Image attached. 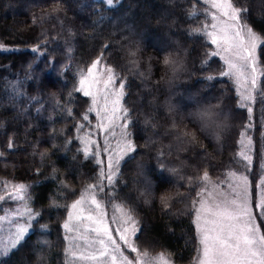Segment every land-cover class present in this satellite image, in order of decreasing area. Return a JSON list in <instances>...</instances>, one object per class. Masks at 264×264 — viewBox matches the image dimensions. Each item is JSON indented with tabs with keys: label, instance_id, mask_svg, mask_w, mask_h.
<instances>
[{
	"label": "trees",
	"instance_id": "obj_1",
	"mask_svg": "<svg viewBox=\"0 0 264 264\" xmlns=\"http://www.w3.org/2000/svg\"><path fill=\"white\" fill-rule=\"evenodd\" d=\"M163 1L114 0L109 7L102 0H0V48H6L0 50V181L27 186L28 207L38 213L0 264H65L69 208L99 174L78 138L94 117L74 90L81 70L97 58L114 70L117 85L124 81L135 147L110 188L112 199L136 220L141 251L194 264L199 242L191 206L203 187L199 177L207 172L217 181L239 168L238 141L247 126L258 154L264 143V45L250 123L234 82L220 75L226 68L211 55L208 37L192 34L210 26L204 4ZM233 3L248 9L247 24L264 40V0ZM205 108L217 114L218 128L202 126L197 113Z\"/></svg>",
	"mask_w": 264,
	"mask_h": 264
},
{
	"label": "snow or ice",
	"instance_id": "obj_2",
	"mask_svg": "<svg viewBox=\"0 0 264 264\" xmlns=\"http://www.w3.org/2000/svg\"><path fill=\"white\" fill-rule=\"evenodd\" d=\"M205 3H210L211 7L216 9L219 13L217 16L212 14L213 21L221 20V25L212 23L210 25L212 31H208V25H204L202 28L192 30L193 35L203 34L210 38L212 44L217 46V49L226 53L221 58L227 66V70L220 73L221 76H227L236 80L244 91L241 92L238 89L240 95V107L245 106V101H251L254 97L251 94V90H255L257 87V57L256 52L258 47L264 45V40L257 35L254 30L247 24V8H240L234 5L233 0H204ZM109 7L113 6L114 0H106ZM196 15L193 11L190 16ZM107 47V46H105ZM35 51V49H34ZM220 51H214L212 56L220 55ZM165 63H170L169 60H165ZM101 64V58H97L86 69L81 70V79L79 80V87L74 89L75 91L82 92L84 96L92 97V106L88 109V112H95L97 117L101 116V111L106 115L101 118L97 127L107 132L116 126H119L122 130L127 128L128 112L121 106V100L124 95V81L121 80L118 90H111L115 81L118 79L116 73L111 67L105 66L103 73H99L98 66ZM251 72V80H248L247 73ZM103 75L105 78L99 79L98 76ZM212 79V77H209ZM251 84V90L246 85ZM102 84V88L97 89V93L102 94L104 100V107L97 111L96 105L98 103L97 95L89 90L94 85ZM85 85H88L86 88ZM245 92L248 94L245 95ZM71 95V94H70ZM114 96L115 99L111 101V113H108L109 96ZM69 116L72 115L70 109H66ZM249 113L252 109L248 108ZM117 113L121 115L117 116ZM198 118L202 122L204 128H218L211 108H205L197 113ZM115 119H122L124 124L115 125ZM82 119L89 120L87 113L83 114ZM107 120V124L104 123ZM85 127L84 124L78 125V129L82 130ZM115 135L114 131L112 132ZM127 132L122 131V137L125 138V142L117 145L115 155L109 153L106 169L102 167L99 171L97 181L95 183L87 185V187L81 192L80 199L76 200L71 208L74 210L69 213L68 221L63 225L66 232H80L82 222L84 220L90 221L95 227L84 226V232L94 233V237L91 240H87L86 236H78V239L87 240V247L91 251L81 252L78 256L73 252L72 245L66 249V253L71 255L73 259H80L85 261H97L99 264H132V261L124 255L121 243L127 248H130L132 252L137 253L134 258L137 264H169L168 259L159 254L155 257H150L147 251L140 252L137 247L131 243L129 234H135L137 229V222L134 217L124 211L122 212L121 228L116 229L119 237V241L113 237L112 230H110L107 222L105 221V213L103 212V205L97 198L99 192H103L105 181L108 186L115 184V177L119 171V165L121 159L124 156L135 150L134 145L130 140H127ZM243 135V133H242ZM91 134H86L81 137V142L85 145L83 151L85 157L89 155L98 156L99 146L97 145V151L91 152L90 145H95L96 141L90 138ZM195 139L193 135V140ZM251 141L249 140V144ZM243 144V141H241ZM8 147H13V142L9 141ZM107 151V147L105 148ZM4 153L0 152V157ZM44 155L43 153L41 154ZM240 157L251 163V157L244 151L239 153ZM98 164H103L101 160H97ZM234 176L235 173H232ZM202 181H208L209 177L207 172L203 176L199 177ZM243 185L245 187V193L243 199H233L231 202H225L223 204H215L214 206L206 201L201 200L199 202V208L196 210V225L199 231L201 256L198 257V264H264V234L260 233L258 226L253 224V214L250 210L249 198L247 196L246 186L247 178L243 177ZM264 183V181H262ZM0 185L7 191L8 185L6 182L0 181ZM240 196V193L236 194ZM11 199L25 201L30 199L27 193V186L13 185L12 191L7 192V195H0V200ZM162 202L167 204V198L162 197ZM94 205L96 215L92 214L93 209L89 208L88 214L84 215L85 205ZM195 206V205H194ZM261 210V215L264 217V199L256 205ZM25 211L29 216V219H34L30 208L25 207ZM73 220L80 221V224L73 225ZM201 220L203 221L201 223ZM27 231L25 227L18 226L14 237L9 243L0 247V255L7 256L13 249H16L19 242L23 239L24 233ZM68 239V237H65ZM98 245V247H96Z\"/></svg>",
	"mask_w": 264,
	"mask_h": 264
},
{
	"label": "rangeland",
	"instance_id": "obj_3",
	"mask_svg": "<svg viewBox=\"0 0 264 264\" xmlns=\"http://www.w3.org/2000/svg\"><path fill=\"white\" fill-rule=\"evenodd\" d=\"M102 1H104L106 3V0H102ZM165 1H167V0H164L163 2H165ZM200 1L205 6L203 14H206V16L209 18V25H211L212 23H217L218 26H220L221 20L213 21V19H212L213 13H215L217 16H219V13L217 12V10L212 8L210 3H205L204 0H200ZM124 30L128 31V28L125 26ZM208 31H212L210 26L208 27ZM208 40L211 43L209 37H208ZM212 46H213V52L214 51H220L221 52V54L216 56V57L220 58L221 61L224 63V60L221 57L225 56L226 53H224L220 49H217L216 45L212 44ZM5 49L6 48H2V47L0 48V50H5ZM257 53H258V49L256 52V57H257ZM224 65H225V68L227 70V66L225 63H224ZM104 67L105 66H103L101 64L98 66L99 73H103ZM251 75L252 74L249 71L247 73L249 81L251 80ZM260 77H261V70H260V67L258 64V59H257V87L255 90H251V84L248 83L246 85V87L249 90H251V94L254 97V99L251 101H245L244 107H240V95L238 92V89H239V91L243 92L244 88H241L240 85L236 82V80L231 78L235 84V89L237 92L238 108L247 113L248 120L250 121V123L253 120L254 105H255L254 102H255V97L257 95V92H258V84H259ZM98 78L103 79L105 77L103 75H100V76H98ZM85 87L87 88L88 85H85ZM102 87H103V85L99 84V85H94L91 88H89L90 91H92L94 94L97 95V100H98V103L96 105L97 111H100L104 107V100L102 99V94L97 93V89L102 88ZM118 89H119V85H117L116 81H115V84L112 86L111 90H118ZM140 94L142 96L139 97L138 104L141 105L142 107H144V101L142 98L143 93H140ZM247 94L248 93L245 92V95H247ZM85 98H87V100H88V103H89L88 109H89L92 106V97L91 96H85ZM123 98H124V95H123ZM123 98L121 100V106L124 108ZM114 99H115L114 96H111V95L109 96V104H108V113L109 114L111 113V108H112L111 101ZM249 107L252 109L251 113H249V111H248ZM212 111H214V110L212 109ZM88 113L93 115L94 124L91 123V124H93L92 128L86 129L85 132H83L81 135H78V138L81 142L80 138L84 137L86 134L90 133L91 134L90 138L92 140L96 141L95 145H90V150H91V152L95 153L97 151V145H98L99 146V155L98 156L89 155V157H93L96 163H97L98 159L104 162L103 164L97 163L99 166V171H100V169L102 167H104L106 169L109 153H112L113 155H115V151L117 150V145L125 142V138L122 137V131L127 132L129 134V132H128L129 117L127 120V128L126 129L122 130L119 126H116L113 129H110L109 131L105 132V131L101 130L100 128H98L97 124L100 123L101 118L104 117L106 114L103 111H101V116L97 117L95 112H88ZM213 113L215 114L214 119H217L218 118L217 114L215 112H213ZM116 115L119 116V115H121V113H117ZM114 121H115V125H121V124L125 123V121L122 119H115L114 118ZM104 123L107 124V120H104ZM113 131H114L115 135L112 134ZM242 133H243V135L241 134V136L239 137V141H238V144H239L238 158L240 159V165H238L239 168H236L235 170L229 171L227 173V175L221 180L215 181V180H212L209 178L208 181H206V182L203 181V187L198 191V193L196 195V200H195L194 204L191 206L192 211L194 213V222H195V227H196V231H197V235H198V242H199L198 254H197V257L195 259L194 264H198V257L201 256L200 237H199V231H198L197 225H196V210L200 206L199 202L201 200H203V201H206V202L212 204L213 206L215 204H223L225 202H231L233 199H237L239 202V200L243 199L244 193H245V187L243 185V180H242L243 177L247 178L246 191H247V196L249 198L250 210L252 211L253 218H254L253 224L258 226L261 234H264V217H262V215H261V210L256 207V205L259 204L262 199H264V183H262V181H264V180H263V177L261 176V175H264V143L262 144V146L260 148V153L258 154V151L256 150L255 140H254L255 137L253 136V138H252V136H251L252 135L251 134V125L247 126L246 129ZM126 139L130 140L129 135L127 136ZM249 140L251 141L250 144H249ZM241 141H243V144H241ZM84 147H85V145L81 142L82 150L84 149ZM106 147H107V151H105ZM241 151H244L247 155H249L251 157V163H248L247 161L243 160L240 157L239 153ZM131 153H129L128 155L124 156L123 159H121L120 165H119V170H120V166H121L122 162L125 159H127ZM259 155L261 157H260V160L258 161V163L256 164V158L259 157ZM255 166L257 167V170H258V178H257V180H255V178H254V180H252L253 177H255V176H253V168ZM118 173H119V171H118ZM118 173H117V175H118ZM232 173H235V175L233 176ZM117 175H116V177H117ZM116 177H115V180H116ZM104 183L106 186L104 187L103 192L98 193L97 198L100 200V202L103 205V212L105 213L104 218H105V221L107 222L110 230H112L113 237L115 239H117L118 242H120L116 229L121 228V226H122V223H121L122 212L120 211V208L122 206L117 204L112 199V195L110 194L111 193L110 188L112 185L108 186L106 181ZM133 183H134L133 186L135 187V182H133ZM7 185H8L7 191H5L3 186L0 185V195L6 196L7 192L12 191L13 184L7 183ZM237 193H240V196H237L236 195ZM78 199H80V196ZM26 206H27V208H29L27 200H25V201L11 200V199L0 200V247H3L4 244L9 243L11 241V239L14 237V235L17 231L18 226H22V227H25L27 229V231L23 235V239L31 231V228H32L31 224L33 222V219H31V220L29 219V216L25 211ZM89 208L93 209L92 214L96 215L95 206L94 205H87V204L84 206V215L88 214ZM73 211L74 210L70 206L67 221L69 218V213H71ZM124 211L128 212L125 209H124ZM202 222L203 221L201 220V223ZM71 223L73 225H76V224H80L81 222L73 220ZM84 226L95 227L96 225L91 224L90 221L84 220L82 222V226L80 228L79 233L75 232V231L71 232V233L66 232V236L68 237V239H66V249H68L70 247V244H71L72 245L71 250L73 252H75L77 254V256L81 252H85V254H87V252L91 251V249H89L87 247V240H91L95 235L94 233H91L90 231L84 232ZM137 229H138V227H137ZM137 231L135 234L130 233L129 239H130L131 243H133L137 247L138 251L143 252L138 248V246L135 243ZM81 235L86 236L87 240L77 238L78 236H81ZM120 243H121V248H122L124 255L127 256L128 259L132 261V264H137L136 260L134 259L137 255V253L132 252L131 249L124 246L122 242H120ZM96 247H98V245ZM155 256H158V255H150V257H155ZM4 257H6V256L0 255V258H4ZM168 261H169V264H172L169 259H168ZM65 264H99V262L73 259V257L71 255H69L68 253L65 252Z\"/></svg>",
	"mask_w": 264,
	"mask_h": 264
}]
</instances>
